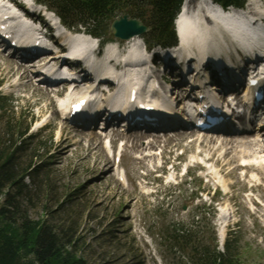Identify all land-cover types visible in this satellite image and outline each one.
I'll list each match as a JSON object with an SVG mask.
<instances>
[{"label":"rangeland","instance_id":"374dc122","mask_svg":"<svg viewBox=\"0 0 264 264\" xmlns=\"http://www.w3.org/2000/svg\"><path fill=\"white\" fill-rule=\"evenodd\" d=\"M129 15L132 19L135 14ZM142 15V21L149 23L148 14ZM105 39L123 42L110 35ZM8 59L14 68L24 66L20 73L26 67L0 50V153L10 151L20 141L18 132L25 129L30 116L35 119L26 135L24 151L16 156L20 172L30 168L32 175L26 176L25 188L17 195L15 205L8 206L13 220L20 223L28 217L30 221L42 220L51 225L60 232L67 249L75 250L88 264H188L187 252L172 248L169 233L173 224H189L198 214L195 230L206 237L215 233L219 251L223 249L220 223L225 219L230 225L225 230L227 242L234 244L239 262L264 264L263 171L234 170L233 162L226 166L222 161L224 149L211 160L216 168L210 164V169H203L198 164L209 157L210 150L205 148V156L199 158L190 138L179 143L173 138L168 140L174 133L161 134L152 151L145 149L155 134L133 130L116 138L127 145L122 147L119 141L118 148L116 144L109 147L104 142L101 146L105 151L100 147L91 152L88 142L77 143L80 136L63 120L56 99L45 93L47 87L35 86L28 73L18 81L17 76L3 70ZM63 126L68 129L60 137ZM96 130L85 132L100 136L112 132ZM135 132L149 137L145 144L141 142L144 136L138 140L143 149L137 150L136 145L135 149L128 139ZM253 134L254 139L259 138L257 131ZM71 135L75 138L69 141ZM253 148L249 150L252 155ZM161 149L165 160H161ZM145 155L153 157L140 164L139 159ZM108 157L111 164H106ZM163 162L165 175L161 177L155 170ZM171 164L178 167L176 179L172 177ZM185 168L189 174L184 177ZM13 193L17 194L16 189ZM213 195L216 203L210 202ZM0 204H4V196ZM213 208L216 216L210 225L205 220L210 216L203 211Z\"/></svg>","mask_w":264,"mask_h":264},{"label":"trees","instance_id":"16d2710c","mask_svg":"<svg viewBox=\"0 0 264 264\" xmlns=\"http://www.w3.org/2000/svg\"><path fill=\"white\" fill-rule=\"evenodd\" d=\"M51 8L65 26L84 28L90 34L104 38L111 35L107 30L120 14H135L134 18L143 20L148 14L149 23L145 33V42L151 46H169L176 43L175 20L184 0H36ZM224 8L244 7L247 0H213ZM30 123L18 132L20 141L10 151L0 153V264H88L77 256L75 250H68L60 232L42 220L30 221L28 217L19 223L12 219L8 206L15 205L17 195L22 194L26 176L32 174L30 168L20 172L16 156L26 145V135ZM37 172V168L34 170ZM16 189L17 194L13 191ZM213 210L205 211L210 217ZM189 224H173L169 233L174 250L187 252L188 264H241L232 241L226 244V253L217 249L215 233L211 237L201 236L195 230L196 219ZM205 220L212 225V219ZM172 248L170 250H172ZM184 264V262L182 263Z\"/></svg>","mask_w":264,"mask_h":264},{"label":"bare ground","instance_id":"6f19581e","mask_svg":"<svg viewBox=\"0 0 264 264\" xmlns=\"http://www.w3.org/2000/svg\"><path fill=\"white\" fill-rule=\"evenodd\" d=\"M246 8H248L249 10H246ZM246 8L244 9V11H237L236 9L233 8L223 11V9L219 5L215 4L212 0H185L183 4V10L185 11V13L182 12L181 16L178 18V24L181 28L184 29V34H185L184 37L187 41L189 48V50L185 49L183 50V52L188 53L189 51L191 52L192 49H195L197 50L198 53L197 55L194 53L195 54L194 57L196 61L203 62L204 60L209 59L211 62H213L214 67L216 66L217 68H219V70L223 72L226 78L225 85L227 86L229 84L232 86H236L235 76L228 75V70H227L228 64L226 63V60H223L222 62H217V61H219L220 58L225 59V57L228 58L230 56L226 51V48L228 45L229 46L231 45V47H229L228 49L230 50L235 49L236 46L233 44L234 42H238L241 47H247L248 45H250V41H253L255 39V36L253 35L258 31L257 30L258 27L256 25L249 24L247 19L250 16H258L264 14L263 12L264 10L262 8V0H248L246 4ZM187 10L188 11L190 10L189 14H187ZM55 17L57 20H59L57 16ZM79 33L82 34L83 32H79ZM86 34L88 35L87 32ZM82 38L83 36L75 37L72 43H75L76 40H80ZM143 40H144L143 35H138L129 40H125L123 42L124 43L123 45H126L127 47H131V46H138L139 43H142L144 47L145 44ZM116 48L117 45H114L109 55H111ZM82 51L91 52V49L89 48L87 49L83 47ZM18 52L22 54L23 50H18ZM44 55L46 56H42V58L40 57L39 60L43 59L44 57H49L52 63L58 62L56 61L55 53L44 54ZM190 55H192V53H190ZM88 59H91V57L89 56ZM138 61H139L138 58H133L131 56H128L129 65L124 70L125 73L124 72L120 73L121 81H129L131 79H134L135 82L134 87L138 91L140 90L143 92V86L146 83H150L152 85V80H150L148 76H145L146 71L144 67L132 65L134 63H137ZM93 62L95 65H97L96 67L99 69L104 67L103 60L97 61L93 59ZM13 64H14L13 61L8 59L7 62L2 65L4 67L3 70H7L8 73L14 74L15 77L17 76L18 77L17 79L19 81L22 78H24L27 71H25L24 73H20V68L24 66L21 65L18 66L17 68H14ZM13 70H15L16 72H13ZM176 70L177 68L174 66L171 72L176 73L177 72ZM201 72H203V70L201 69V67H198L196 74L198 75ZM238 72L239 70L237 71V73ZM244 72L245 70H243V74ZM241 75H242L241 72H239L237 78H241ZM167 77L170 79L173 78L171 76H167ZM204 79L206 82L209 81L208 76H205ZM174 81L177 82L176 85L178 86V88H181L183 82L182 80H180V75H178ZM152 87L153 86H151V89L153 90ZM204 89H206L208 92L209 90H211V88L208 85H204ZM221 89L223 92L224 87L222 86L220 90ZM45 93H48L49 96L52 94L50 89H47ZM76 96H77V92H75L74 95H71V97L68 99H72V97H76ZM175 113L176 111L173 110V114ZM255 120L256 117L253 119L252 124ZM86 121H88V119ZM164 121L167 122L164 123ZM157 122L159 127H157L156 129L165 128L164 125H168V128L172 131L183 130L181 132H173L174 134L172 135V137H168V140L171 141V138H173L172 139L173 142L179 143L180 141H184V139L190 138L191 139L190 145L196 147L197 152L195 153L199 156L204 155L203 150H205V148L209 149L210 150V154L208 158L209 161L213 160L214 156H216L221 149H224L222 161L226 166L230 165V163L233 162L232 165H234V170L240 169L241 166H243L240 164L242 161H244V163L247 162L249 164H253V163L257 164L258 158L256 156H252L251 151L249 152V150H251L253 147H259L260 149H263L264 147V145H262L261 140L257 138L254 139L255 136L253 132L255 131V129H251L250 132H232L228 135L223 134V135L210 136L206 134L202 135L201 133H199L197 137L196 133H194L195 131L185 130L183 124L177 122V118L173 116L168 118H158ZM260 123L261 125H264V120H261ZM73 127L72 129H74L77 135L80 136L77 143H84L85 141L88 142L89 144L88 148L91 152L98 150L100 147H102L101 149L105 151L103 146L101 145H103L104 141L108 137L100 136L95 132L86 133L85 130L83 129H79L76 126ZM143 127L152 129L151 124H145ZM66 129L68 128L63 126L59 130V134L62 133L60 137L64 135ZM121 136H122L121 134L116 132L111 134L109 137L111 139V143L116 138ZM141 136H144V134L135 132V134H132L130 137H128V139L133 142L134 148L136 145L137 150L143 149V145L137 143L138 140L141 138ZM86 137L87 139H85ZM158 137L155 138V141L150 142L148 144L151 148H154L156 144L159 143L160 137L159 138ZM74 138L75 136L71 135L69 136L68 139L69 141H72V139ZM143 139H145V136L143 137ZM143 139H141V142L143 141ZM118 141L124 142L125 145H127L128 143L123 140H118ZM235 151L236 154L234 153ZM123 153L125 155L126 153L125 150ZM149 158L150 157L147 156L142 157L141 159H139L140 164H144V162L147 161ZM163 159H165V157H163ZM111 163L112 162L108 157L106 159V164H111ZM174 169L177 170L178 167L174 166ZM248 169H250L251 172L252 171L255 172L256 170V168L253 167Z\"/></svg>","mask_w":264,"mask_h":264},{"label":"water","instance_id":"95a60500","mask_svg":"<svg viewBox=\"0 0 264 264\" xmlns=\"http://www.w3.org/2000/svg\"><path fill=\"white\" fill-rule=\"evenodd\" d=\"M147 31V28L141 21L129 19L128 15L117 19L112 25V33L115 37L128 40L135 36L142 35Z\"/></svg>","mask_w":264,"mask_h":264}]
</instances>
